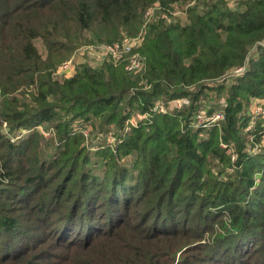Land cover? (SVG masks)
Segmentation results:
<instances>
[{
	"label": "trees",
	"instance_id": "1",
	"mask_svg": "<svg viewBox=\"0 0 264 264\" xmlns=\"http://www.w3.org/2000/svg\"><path fill=\"white\" fill-rule=\"evenodd\" d=\"M190 1L0 0V264H264V0H196L182 23ZM156 3L146 84L108 61L55 77ZM203 108L224 116L195 127ZM78 119L115 142L92 151Z\"/></svg>",
	"mask_w": 264,
	"mask_h": 264
},
{
	"label": "built area",
	"instance_id": "2",
	"mask_svg": "<svg viewBox=\"0 0 264 264\" xmlns=\"http://www.w3.org/2000/svg\"><path fill=\"white\" fill-rule=\"evenodd\" d=\"M158 3L150 6L144 14V22L141 29L133 35H124L120 40L114 42H96L84 45L83 49L91 52L95 58L101 59L100 61L112 62L114 65H123L125 70L130 73L133 77H140V83L146 84L145 73L148 69V63L146 56L142 53L141 47L144 44L148 31L149 23L153 16L160 10ZM170 19L169 16H167ZM79 62L75 60V56L64 61L56 69V73L63 77H69L75 74L78 70ZM246 69V66L236 67L231 73H242ZM230 74V73H229ZM149 85H145L148 87ZM257 100V99H256ZM256 103V102H255ZM185 105L183 98H174L167 101L157 100L152 106V111L166 112L174 108H182ZM255 106V105H254ZM256 108V110H255ZM254 109L251 108L254 117L259 114H264V99L258 101V106ZM150 112L136 111L131 117L127 119L124 132L129 131L130 126L137 125L140 120L150 117ZM224 116L222 110L214 112H208L207 109L199 110L194 118L193 125L195 127L200 126H211L221 120ZM264 117V116H263ZM253 121L249 125V128L253 126ZM86 135L89 133V129H84ZM110 141H115V135L110 133L108 135ZM264 140V132H263Z\"/></svg>",
	"mask_w": 264,
	"mask_h": 264
},
{
	"label": "rangeland",
	"instance_id": "3",
	"mask_svg": "<svg viewBox=\"0 0 264 264\" xmlns=\"http://www.w3.org/2000/svg\"><path fill=\"white\" fill-rule=\"evenodd\" d=\"M195 1L196 0H192V1L188 2V3L179 5L175 10L173 9V16L179 17L180 20H181V22L184 23L187 20V13H186L185 9L189 5L194 4ZM239 1L240 0H226V2L230 5L231 8L232 7L233 8L236 7L237 4L239 3ZM156 14H157V12H156ZM156 14L154 16H156ZM127 34L128 33L123 32L121 37H123L124 35H127ZM99 42H101V41H99ZM89 43H96V41H94V42L93 41L92 42H83L82 44H80L79 46H77L74 49L73 53L66 60H68L71 57L75 56V60H77L79 62V66L82 65V64H87V65H90L92 67H98V66H101L102 64H104L106 61H100L101 59L95 58V56L91 52L86 51V50L83 49L84 45L89 44ZM66 60H64V61H66ZM58 67H59V65H58ZM54 74H55V77H58V78H62L63 77V76H60L59 74H57L56 73V70H55ZM234 74H236V73H233V74L230 73V74L227 75V77L228 78H231V77L234 76ZM222 80H224V78L223 79H218V81H222ZM1 99L2 98L0 96V101H1ZM261 99L263 100V98H258V97L253 98L252 99V106H251V108L253 107V109H254L256 106H258V101H260ZM255 110H256V108H255ZM259 115L264 116V114H262V113L259 114ZM78 120L81 121V119H78ZM81 122H82V124H79L77 122L75 123V126L80 127L78 129H80L81 131L84 130V129H86V128H88L89 130L91 129L92 125L90 126V122L85 121V120H82ZM6 125H7V123H4V127H6ZM36 127L42 131V133L47 137V139L51 135V133L55 131V129H54V127L52 125L46 126L44 124H40V125H37ZM4 129L8 133V135H10L12 138H20V133L22 131H23V133H29V131H27V130H22V131L18 132V134H13V133L7 131L6 128H4ZM248 129H249V126H248ZM31 130H30V132H31ZM109 134L110 133H108V134H106V133H100L97 136L95 133L89 131L88 135H86V143L89 146V148L93 151L100 144L104 145V143H107V142H111V143L115 142V141H110L108 139V135ZM224 145L226 146V144H224ZM257 149H259L258 146H253L252 151L255 152V151H257Z\"/></svg>",
	"mask_w": 264,
	"mask_h": 264
}]
</instances>
